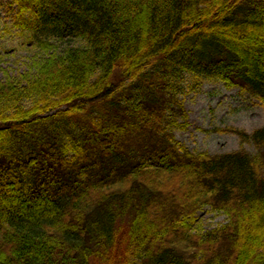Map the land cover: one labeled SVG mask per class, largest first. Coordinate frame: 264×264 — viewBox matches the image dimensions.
Listing matches in <instances>:
<instances>
[{
	"label": "trees",
	"instance_id": "trees-1",
	"mask_svg": "<svg viewBox=\"0 0 264 264\" xmlns=\"http://www.w3.org/2000/svg\"><path fill=\"white\" fill-rule=\"evenodd\" d=\"M13 3L85 46L40 39L34 72L0 80V264H264V127L221 130L256 154L172 132L185 76L264 103V0ZM207 207L228 222L204 230Z\"/></svg>",
	"mask_w": 264,
	"mask_h": 264
},
{
	"label": "rangeland",
	"instance_id": "rangeland-1",
	"mask_svg": "<svg viewBox=\"0 0 264 264\" xmlns=\"http://www.w3.org/2000/svg\"><path fill=\"white\" fill-rule=\"evenodd\" d=\"M19 23L22 20L13 0H0L1 81H5L8 76L20 78L30 70L34 72V62L46 53L40 39L56 44L59 51L72 46H85L83 40L61 41L47 28L37 31ZM181 81L179 100L188 114V119L178 116V123L186 124V127H176L172 132L182 145L193 153L217 154L242 148L252 154L257 153L252 143H243L236 133L221 130L232 127L252 134L258 128L264 127V103L258 97L241 91L239 87L229 88L218 80L203 79L196 82L192 76H185ZM31 105L32 103L27 104V107ZM98 106L102 107L103 103ZM97 113L98 111L95 114ZM78 117L83 122L86 119L91 120L87 113ZM198 216L206 231L228 222L225 214H216L208 207Z\"/></svg>",
	"mask_w": 264,
	"mask_h": 264
}]
</instances>
